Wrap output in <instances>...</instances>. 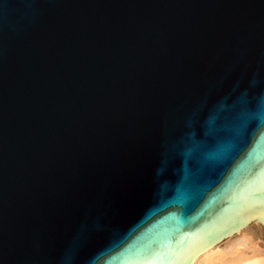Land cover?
<instances>
[{"label":"water","instance_id":"water-1","mask_svg":"<svg viewBox=\"0 0 264 264\" xmlns=\"http://www.w3.org/2000/svg\"><path fill=\"white\" fill-rule=\"evenodd\" d=\"M264 228V0H0V264H188Z\"/></svg>","mask_w":264,"mask_h":264},{"label":"bare ground","instance_id":"bare-ground-1","mask_svg":"<svg viewBox=\"0 0 264 264\" xmlns=\"http://www.w3.org/2000/svg\"><path fill=\"white\" fill-rule=\"evenodd\" d=\"M251 223L218 243L202 245L188 252V264H264V247Z\"/></svg>","mask_w":264,"mask_h":264},{"label":"rangeland","instance_id":"rangeland-1","mask_svg":"<svg viewBox=\"0 0 264 264\" xmlns=\"http://www.w3.org/2000/svg\"><path fill=\"white\" fill-rule=\"evenodd\" d=\"M254 228V232L258 236V240L262 247H264V228L259 223H251V225Z\"/></svg>","mask_w":264,"mask_h":264}]
</instances>
